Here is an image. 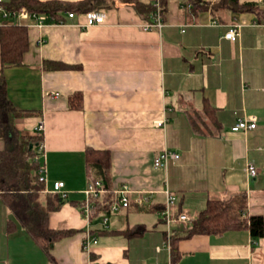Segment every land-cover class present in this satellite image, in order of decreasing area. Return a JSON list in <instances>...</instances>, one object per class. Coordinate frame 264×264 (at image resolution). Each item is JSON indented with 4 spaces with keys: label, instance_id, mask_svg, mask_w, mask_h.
<instances>
[{
    "label": "crops",
    "instance_id": "obj_1",
    "mask_svg": "<svg viewBox=\"0 0 264 264\" xmlns=\"http://www.w3.org/2000/svg\"><path fill=\"white\" fill-rule=\"evenodd\" d=\"M107 1L103 24L86 27L83 13L69 17V11L42 28L27 21L23 63L3 70L8 94L28 112L16 119L23 134L36 135L45 122L47 186L65 183L67 197L49 222L74 233L55 242L56 263L172 264L161 216L166 189L179 208L197 214L209 198L244 193L246 212L264 216V18L229 8L212 13L219 0H203L209 9L195 13L182 0H166L163 27L148 29L152 16L143 17L128 1L159 0ZM239 1L264 10V0ZM234 22L240 36L231 41L225 34ZM49 61L69 67L47 68ZM76 93L83 98L79 109L70 106ZM250 116L257 118L254 129L232 130ZM87 149L108 150L110 188L127 184L131 191L132 205L111 214L108 227L102 214L88 221L79 209L89 182ZM165 149L179 158L156 166ZM249 164L258 169L254 177ZM140 196L149 203L136 204ZM9 219L0 196V264H51L25 229L7 230ZM132 227L141 230L127 231ZM173 229L171 237L183 236L175 264H264V237L255 242L247 229L190 237ZM88 233L96 239L86 251Z\"/></svg>",
    "mask_w": 264,
    "mask_h": 264
},
{
    "label": "trees",
    "instance_id": "obj_2",
    "mask_svg": "<svg viewBox=\"0 0 264 264\" xmlns=\"http://www.w3.org/2000/svg\"><path fill=\"white\" fill-rule=\"evenodd\" d=\"M193 13L209 9L203 0H182ZM145 18L152 16L156 4L140 1H128ZM161 11L166 10V0H159ZM8 10L27 7L31 12L47 14L54 19L61 18L62 12L71 11L84 13L98 10L109 5L107 0H82L67 3L56 0H9L3 2ZM229 8L233 13L244 11L255 12L259 18H264V10L257 3H241L239 0H219L211 7L216 10ZM151 18H149L150 20ZM261 20V19H259ZM29 48V36L26 25L3 22L0 24V140L4 148L0 150V196L13 215L9 219L7 230L13 232L17 225L25 229L35 242L45 251L49 262L57 264L52 254L55 242L71 236L74 230L54 229L50 226V212L57 210L65 199L58 193H43L44 183L39 181L38 171L41 167L34 157L36 149L43 136L23 134L16 125V119L27 114L17 107L8 94L7 81L3 70L9 66L21 65L23 56ZM47 68H68L58 61H49ZM82 94L76 93L70 98L71 108L82 107ZM86 171L89 181L101 180L107 189L104 199L95 205L92 217L106 213L112 201L110 188L111 154L108 150L87 149L85 152ZM244 193L231 192L221 198H209L206 206L198 213L192 229L185 237L195 234H223L229 230L247 229L255 240L264 237V216L249 215L245 209ZM140 227H132L127 231L140 232ZM183 236L171 237V263L180 258L178 242Z\"/></svg>",
    "mask_w": 264,
    "mask_h": 264
},
{
    "label": "built area",
    "instance_id": "obj_3",
    "mask_svg": "<svg viewBox=\"0 0 264 264\" xmlns=\"http://www.w3.org/2000/svg\"><path fill=\"white\" fill-rule=\"evenodd\" d=\"M5 0H0V14L4 19V22H12L17 24L25 25L27 21L33 25L42 28L48 21H53L56 23L62 22L60 19L56 20L47 14H40L37 12H31L27 7H22L21 9L8 10L4 7L3 2ZM156 4V10L153 12L151 20L147 22L146 28L148 29H161L164 24L163 11L159 3ZM86 18V27H91L94 25L103 24L106 22V13L103 9L89 10L83 13ZM69 17L75 16V12H68ZM241 25L238 22H234L230 25L229 30L226 32L225 37L231 41H236L240 36ZM256 116L242 117L239 118L236 124L232 127L233 131H245L248 129H254L256 124ZM161 124V123H160ZM45 131V122L41 120L36 128V135L43 136ZM37 153L34 157L35 161L41 163V167L38 171L39 181L44 183L45 191L50 193H58L64 199L67 197V192L64 189V181H55L51 188L47 186V172L46 168L42 163L44 158V144L43 141L40 142L36 149ZM179 154L175 151L165 149L163 150L155 159L156 166H167L170 159H178ZM247 171L251 177L258 174V169L254 164H249L247 166ZM107 189L104 188L103 182L101 180L89 181L86 188L84 189L85 199L80 203L79 209L86 220H90L92 217V212L95 209L96 203L104 199ZM130 188L127 184H123L117 190L112 191V201L110 203L109 209L106 213L102 214V221L104 227H108V221L110 215L118 212L121 208H128L132 205L133 199L130 196ZM167 195L166 205L161 211V216L164 224L167 227V239L164 246L168 249L171 248L170 241L174 227L183 228L184 232H188L192 229L194 220L197 217V213H191L186 209H181L177 205V197L175 194L171 193L168 189L165 190ZM149 197L140 196L134 199V202L138 205H144L149 203ZM96 237H92L90 233L87 234L85 240L83 241V249L89 251L91 249V242L95 240ZM160 250V247H158ZM86 264H94L92 262Z\"/></svg>",
    "mask_w": 264,
    "mask_h": 264
},
{
    "label": "rangeland",
    "instance_id": "obj_4",
    "mask_svg": "<svg viewBox=\"0 0 264 264\" xmlns=\"http://www.w3.org/2000/svg\"><path fill=\"white\" fill-rule=\"evenodd\" d=\"M43 193H47V192L44 190Z\"/></svg>",
    "mask_w": 264,
    "mask_h": 264
}]
</instances>
